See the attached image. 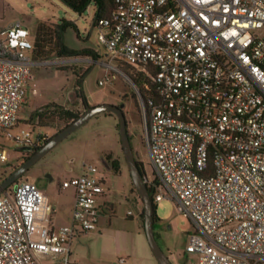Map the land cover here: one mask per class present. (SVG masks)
<instances>
[{
  "label": "built area",
  "instance_id": "2783aa9c",
  "mask_svg": "<svg viewBox=\"0 0 264 264\" xmlns=\"http://www.w3.org/2000/svg\"><path fill=\"white\" fill-rule=\"evenodd\" d=\"M114 3L108 17L93 20L102 57L35 58L29 29L0 28V132L17 147L41 143L46 138L31 130L12 133L35 70L99 65L106 75L98 86L120 77L138 96L156 183L145 182L154 203L174 202L191 224L185 253L195 264H264V0ZM105 186L92 164L65 180L74 207L60 226L36 182L6 190L0 264H70L75 238L109 211Z\"/></svg>",
  "mask_w": 264,
  "mask_h": 264
},
{
  "label": "rangeland",
  "instance_id": "374dc122",
  "mask_svg": "<svg viewBox=\"0 0 264 264\" xmlns=\"http://www.w3.org/2000/svg\"><path fill=\"white\" fill-rule=\"evenodd\" d=\"M93 10V6H90V11L79 15L59 0H0V28L20 23L34 34L38 22L45 21L51 26L69 22L72 26L63 33L64 44L75 51L90 49L102 57L105 53L97 45L98 32L93 26ZM55 58L60 57L53 55L47 59ZM75 74H84L81 90L90 106L124 104L123 113L134 157L151 182L154 173L143 141L144 128L138 96L133 86L120 77L112 83L98 86V81L106 75V70L99 65L91 67L68 63L35 70L27 92V103L19 114L20 125L12 133L16 135L20 129H27L50 139L62 130L64 121L53 116L45 120L43 127L39 125L35 113L46 111L47 105L55 104L83 113L85 109L75 94ZM117 124L114 115L99 114L93 117L57 144L22 177V180L33 181L31 173L36 169L50 176L51 180L48 178L42 184L35 182L44 190L49 204L56 207L51 221L60 226L67 224L73 204L72 190L62 189V183L79 175L82 165L92 164L105 174L107 200L114 205L115 214L110 217L109 223L103 216L95 231L75 238L70 264H158L136 214L133 201H136L140 211L143 204L134 191L128 173ZM0 150L7 157L6 161L0 160V178H6L18 164L19 150L4 132H0ZM113 161L119 163L117 174L110 168ZM104 162L110 170L105 168ZM68 166L73 168L72 173L68 172ZM155 207L160 220L156 224L157 242L162 251L172 264H195V258L185 253L186 238L192 231L191 224L170 200L157 202ZM128 211L133 214V220L127 219ZM120 259L124 263H120Z\"/></svg>",
  "mask_w": 264,
  "mask_h": 264
},
{
  "label": "water",
  "instance_id": "95a60500",
  "mask_svg": "<svg viewBox=\"0 0 264 264\" xmlns=\"http://www.w3.org/2000/svg\"><path fill=\"white\" fill-rule=\"evenodd\" d=\"M124 104L119 106H113L109 104H101L98 106H87L84 112L70 124L65 126L62 130L51 137L39 150L21 163L16 169H14L2 182H0V195H2L11 186L16 187V182L26 174L31 167H33L40 159H42L48 152H50L57 144L69 136L72 132L77 130L79 127L84 125L93 117L110 113L114 115L118 122V133L121 143V148L124 156V160L130 175L132 184L137 191L140 200L143 204V228L144 235L148 247L153 255L154 259L158 264H172L170 259L162 251L159 246L155 234H154V206L153 201L149 195L145 178L142 176L137 161L134 157L133 150L131 147L130 138L127 131V122L123 113ZM31 147H17L19 151L29 150ZM104 166L107 170H110L108 165L104 162ZM46 179L49 175L45 176Z\"/></svg>",
  "mask_w": 264,
  "mask_h": 264
},
{
  "label": "trees",
  "instance_id": "16d2710c",
  "mask_svg": "<svg viewBox=\"0 0 264 264\" xmlns=\"http://www.w3.org/2000/svg\"><path fill=\"white\" fill-rule=\"evenodd\" d=\"M63 4H65L67 7H69L74 13H77L81 15L83 12L88 10L90 6H93V20H97L99 18L108 17L110 13L114 10L115 3L114 0H59ZM72 24L69 22H63L61 24H54L49 25L45 21L38 22L33 34V56L35 58H49L53 55L56 57H73L78 55H92L94 58L97 57V54H95L90 49H83L81 51H75L69 47H67L64 44L63 41V33L68 27H71ZM76 80H75V87H76V97L81 101V105L83 107V110L89 106L82 90H81V84L84 77V74L78 75L75 74ZM140 82V81H139ZM46 111L44 112H36L37 120L39 122V125L43 127L46 125L45 120L48 119L50 116L57 117L59 120L64 121L65 126L70 124L73 120L77 119L82 112H74L73 110H69L66 108H63L61 106H57L55 104L47 105L45 106ZM108 116H112L110 113H104ZM118 129V124H117ZM49 139H44L41 143H39V147H35L34 152L39 150V148L44 145ZM144 141V140H143ZM109 159V158H108ZM140 172L143 177H146L145 172L143 170V167L140 163H138ZM17 166L14 168L16 169ZM110 168L113 170L114 173L119 172V163L118 161H113L110 165ZM13 169V170H14ZM19 179L16 183L21 181ZM152 183H156L155 179H153ZM134 187V186H133ZM11 188V187H10ZM8 188L7 190H9ZM147 189L149 192V195L153 201L154 197V189L152 188L151 184H147ZM134 191L137 193V191L134 188ZM138 195V193H137ZM139 197V195H138ZM140 198V197H139ZM154 206V234L156 240L158 239L157 233H156V224L160 221L158 216L156 215V207L155 203L153 202ZM139 218L141 222V229L144 232L143 228V209L139 213Z\"/></svg>",
  "mask_w": 264,
  "mask_h": 264
},
{
  "label": "crops",
  "instance_id": "0c3cea01",
  "mask_svg": "<svg viewBox=\"0 0 264 264\" xmlns=\"http://www.w3.org/2000/svg\"><path fill=\"white\" fill-rule=\"evenodd\" d=\"M90 106V105H89ZM67 170H68V172L69 173H72L73 172V168L71 167V166H68L67 167ZM71 178H73V177H71ZM70 179V178H69ZM68 180V179H67ZM34 181V180H33ZM35 182V181H34ZM72 190V189H71ZM72 194H73V204H72V209H71V212H70V216H71V213H72V210H73V207H74V191L72 190ZM48 203H49V201H48ZM101 203H103V204H107L108 206H109V211H108V213H106V214H103L102 216H101V218L103 217V216H106V218H107V222L109 223V221H110V217H112V215L113 214H115V209H114V205L109 201V200H107V193H106V190H105V195H104V197L101 199ZM133 203H134V206H135V208H136V214H137V216L139 217V213H140V210H139V206H138V204L136 203V201H133ZM51 207H52V209H53V212H52V215H51V219H52V216H53V214L55 213V211H56V207H53L52 205H50ZM128 212H130V211H128ZM127 212V213H128ZM70 216L68 217V219H67V223L69 222V219H70ZM127 216V219H129V220H133V218H134V216H133V214L131 213V216H128V215H126ZM101 218H100V220H101ZM99 223H100V221H99Z\"/></svg>",
  "mask_w": 264,
  "mask_h": 264
},
{
  "label": "flooded vegetation",
  "instance_id": "af4514ba",
  "mask_svg": "<svg viewBox=\"0 0 264 264\" xmlns=\"http://www.w3.org/2000/svg\"><path fill=\"white\" fill-rule=\"evenodd\" d=\"M40 112V111H39ZM38 112V113H39ZM35 115H36V113H35ZM40 145L39 144H36L35 146H31V148L29 149V150H24V151H19V161H18V164L17 165H15L14 167H18L21 163H23L25 160H27L29 157H31L33 154H34V149H35V147H39ZM35 166V165H34ZM33 166V167H34ZM33 167H31L30 168V170L33 168ZM14 169V168H13ZM45 173H42L41 171H40V169H36V170H34L32 173H31V178L34 180V181H36V182H38V183H40V184H42L45 180H46V178H45ZM5 178L4 177H2V178H0V182H2L3 180H4ZM17 184V183H16ZM15 184V185H16ZM11 188L13 189L14 188V186H11Z\"/></svg>",
  "mask_w": 264,
  "mask_h": 264
}]
</instances>
